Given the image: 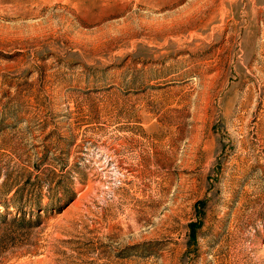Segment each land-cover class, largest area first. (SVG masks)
I'll return each mask as SVG.
<instances>
[{"label":"rangeland","instance_id":"rangeland-1","mask_svg":"<svg viewBox=\"0 0 264 264\" xmlns=\"http://www.w3.org/2000/svg\"><path fill=\"white\" fill-rule=\"evenodd\" d=\"M5 189L0 264H264V0H0Z\"/></svg>","mask_w":264,"mask_h":264},{"label":"trees","instance_id":"trees-1","mask_svg":"<svg viewBox=\"0 0 264 264\" xmlns=\"http://www.w3.org/2000/svg\"><path fill=\"white\" fill-rule=\"evenodd\" d=\"M6 191L7 190L5 189V190L0 192V198H2L4 194H6ZM37 204H38V202H37ZM0 205L1 206H6L3 200H0Z\"/></svg>","mask_w":264,"mask_h":264}]
</instances>
